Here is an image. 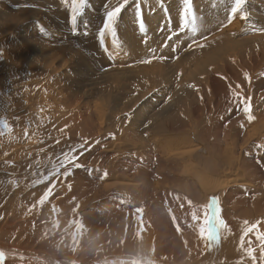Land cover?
Masks as SVG:
<instances>
[{"label": "rangeland", "instance_id": "374dc122", "mask_svg": "<svg viewBox=\"0 0 264 264\" xmlns=\"http://www.w3.org/2000/svg\"><path fill=\"white\" fill-rule=\"evenodd\" d=\"M118 2L87 0L73 34L71 0H0V264H99L109 248L128 250L110 264H264L256 232L241 247L244 221L264 233V0L231 22L234 0H192L187 17L183 0H130L116 44H101L105 5ZM80 144L84 167L65 177ZM188 172L221 186L230 231L216 244L219 209ZM70 229L77 239L57 247Z\"/></svg>", "mask_w": 264, "mask_h": 264}, {"label": "snow or ice", "instance_id": "6c2138e0", "mask_svg": "<svg viewBox=\"0 0 264 264\" xmlns=\"http://www.w3.org/2000/svg\"><path fill=\"white\" fill-rule=\"evenodd\" d=\"M87 0H71V23L73 25L72 32L75 34L76 28V20L77 16L82 13L83 8ZM130 2V0H119L116 6H111V5H105V15L103 19V24L102 27L99 29V35L101 37V43H103V37L105 34H109L113 39H112V44H116V22L122 12V10L125 8V6ZM246 3V0H234L233 5L230 8L229 16H228V22H231L233 18H235L237 15H239L240 19H244L247 15V13L244 11V5ZM184 7L182 9V17H187L191 10H192V0H183ZM136 15L137 18L139 19L141 16L140 12V6L139 3H137L136 6ZM140 30H144L143 23H140ZM192 33H195L197 31V27L195 22L193 21V26L190 29ZM165 47L167 45H164ZM191 47V45H189ZM173 50L175 51V46H173ZM152 59H164L163 56H153ZM145 63H151V59L143 61ZM244 78L245 80H249L250 77L248 73H244ZM189 87H194L193 85H189ZM237 88H239V85H237ZM231 90V89H230ZM233 99L238 102V104L241 106V110L243 113L247 116L248 120L251 121L254 117L251 115V112L249 110L248 106V99L243 96L241 92L234 91L233 92ZM85 147V144H80L77 147H74L73 149L70 150V152L64 154V158L62 161V165L64 167V175L65 177L69 176L72 174L74 169H78L81 167H84V165L78 163L79 157L76 155V152L79 149H83ZM107 175V171L105 170L101 176V178H104ZM208 202L211 203L213 206L219 209V216H218V230L217 233L211 237V242L213 244H216L219 242L220 238V232L224 230L230 231L228 229V226L225 222V220L222 218L220 215L221 209L219 205V198L216 195H211L208 198ZM258 224L259 221L255 223L249 224L248 221H244V231L241 235V247H243V240L244 237L248 235V233L251 232H256L257 233V239L261 242V261L264 262V233H259L258 232ZM245 253L247 256L251 257L253 260L256 259V257L253 255V249L251 247L244 249Z\"/></svg>", "mask_w": 264, "mask_h": 264}, {"label": "bare ground", "instance_id": "6f19581e", "mask_svg": "<svg viewBox=\"0 0 264 264\" xmlns=\"http://www.w3.org/2000/svg\"><path fill=\"white\" fill-rule=\"evenodd\" d=\"M229 12H230V9H229ZM226 18V21L228 20V15L225 16ZM104 38V37H103ZM100 40V38H99ZM107 40V38H106ZM104 41V39H103ZM108 41H109V37H108ZM223 41V40H222ZM107 43V42H106ZM102 44V43H101ZM108 44V43H107ZM104 47V46H103ZM222 71H225L222 67L220 68ZM221 71V72H222ZM198 109L195 108V107H182L180 110H179V113H178V116L181 117L183 114H188L190 116V118L193 117H196V113H197ZM99 120V119H97ZM97 124L99 125L98 127H101V122H97ZM189 142V141H188ZM187 141L186 142H177L175 143L174 147L176 148V151L178 150H181V149H184L182 152L180 153H177L176 151L174 153H172L174 155L175 158H177L179 160V155L181 157H184L185 153L186 152H189V151H193L192 149V146L191 148H185V144H188ZM167 146H170L171 145V141H167ZM185 143V144H184ZM183 144V145H181ZM187 147V146H186ZM196 159L200 162H202L204 165H206L207 168H212L211 166H214L215 163L213 162H209L208 159L204 158V157H201V156H196ZM181 160V159H180ZM209 162V163H208ZM187 167L192 168L191 164H187L186 165ZM218 175H228L229 172L223 170V172H217ZM199 177L200 174L199 172L198 173H194V172H188L186 173L183 177H181L182 179H184L185 181H193V180H197L199 182L198 184V192L200 193V195H202L203 197H207V199L211 196V195H215V191L219 188H221V186H217V184L213 183L211 181V179L208 177V176H204V177H201V178H196V177ZM224 190V188L222 189V191ZM71 229L70 230H67V232L63 235V243H59V245H57V247H60L62 249H64L65 247H67V242L68 243H72V240L75 238L77 239V237H74L73 234H71ZM210 237H209V240L210 241ZM50 242H47L44 247L50 251L53 249V246L52 244L49 245ZM103 243L106 244V238L103 240ZM127 245H128V242H127ZM136 246L140 249V248H143L145 249V244L144 242L140 239V238H137L136 240ZM209 248V250H211V247L210 245L208 244L207 245ZM207 246H206V250H207ZM153 245L151 246V250H153ZM6 250V249H4ZM3 251V250H2ZM7 253L9 252V250H6ZM123 252H125L126 254H128V250L127 249H123V250H117V249H114V248H109L105 251V253L109 256V257H112L113 259H106V260H103L101 261L99 264H110L111 262H115V261H120L118 258H120L121 255H126L124 254ZM4 253V251H3ZM134 254H138V252H134ZM159 256V255H158ZM243 256V254L241 253L240 254V257ZM153 257L156 258V254L153 255ZM235 260V259H234ZM123 263V262H122ZM121 263V264H122ZM129 262H127L126 264H128ZM119 264V262H118ZM132 264V263H131ZM228 264V263H227ZM236 264H242L241 261L237 262Z\"/></svg>", "mask_w": 264, "mask_h": 264}]
</instances>
